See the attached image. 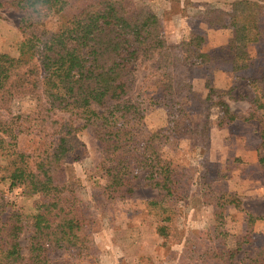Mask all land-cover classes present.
Masks as SVG:
<instances>
[{
	"label": "rangeland",
	"instance_id": "1",
	"mask_svg": "<svg viewBox=\"0 0 264 264\" xmlns=\"http://www.w3.org/2000/svg\"><path fill=\"white\" fill-rule=\"evenodd\" d=\"M86 1L73 0L65 12L44 18L32 30L57 32ZM126 2L131 7L148 6L160 17L167 42L179 49L178 55L193 48L185 46L193 35L205 38L198 47L209 57L205 63L192 65L195 58L181 59L179 66L164 71L156 68L155 60L139 61L136 66L132 98L144 109L145 134H161L154 146L162 162L174 170V195L165 198L154 184L158 179H149V169L139 168L130 177L133 193L109 197L107 177L100 168L103 148L94 132L66 113H44V122L38 98L28 85L16 88L7 107L0 109L6 117L15 118L17 134L14 148L0 150V166L9 164L12 158L6 156L14 149L28 154L50 150L47 147L59 137V124L72 120L80 146L63 164L62 181L73 186L91 219L95 250L87 257L59 252L52 256V264H222V251L236 249L246 235L248 215L264 217V168L259 163L264 156V108L258 107L264 105V1L260 39L248 46V67L240 71H234V51L229 48L232 30L212 28L202 18L206 5L228 10L222 0ZM22 17L18 10L0 8V53L20 56L25 40ZM171 84L182 85L181 91L169 92ZM209 86L214 89L212 96ZM221 101L237 116L236 121L220 125ZM180 121L188 131L177 128ZM1 175L0 224L20 212L29 225L44 196L24 185L10 189ZM223 196L238 198L242 207L222 208ZM153 201H162L165 209L151 206ZM28 225L20 238L26 257ZM162 225L169 228V237L159 234ZM252 236L237 259H247L264 248V220L256 222ZM259 262L264 264V259L260 257Z\"/></svg>",
	"mask_w": 264,
	"mask_h": 264
},
{
	"label": "trees",
	"instance_id": "2",
	"mask_svg": "<svg viewBox=\"0 0 264 264\" xmlns=\"http://www.w3.org/2000/svg\"><path fill=\"white\" fill-rule=\"evenodd\" d=\"M222 1L229 6L228 10L206 5L202 18L212 28L232 30L229 48L234 51V71L244 70L249 61L247 48L261 36L259 18L264 0ZM72 2L9 0L0 3V8L22 12L20 29L25 37L19 57L0 53V109L7 107L16 88L30 86L38 98L44 122L47 120L44 113H66L82 120L84 127L94 132L103 148L100 168L107 177L105 190L109 197L133 193L130 177L139 168L149 169V179H158L155 186L165 192V198L172 197L174 170L162 162L154 146L161 134H145L144 109L132 98L136 66L139 61L155 60L156 68L164 71L179 66L181 59L189 62L195 58L192 65L205 63L209 61L208 55L198 50L205 38L193 35L192 41L183 44V48L184 45L193 48L182 49L184 56L178 55L179 49L167 42L160 17L150 7H131L126 0H87L57 32L32 30L44 18L65 12ZM167 88L169 92L174 89L179 92L182 85L171 84ZM209 90L212 96L214 89L209 86ZM219 105L220 125L238 119L225 102ZM258 107L264 108V105ZM14 119L0 112V150L16 146ZM59 128L57 142L47 147L50 150L28 154L14 149L7 153L6 157L12 158L9 164L0 166L1 180L9 182L10 189L24 185L44 196L29 225L20 212L0 224V264H52V256L59 252L87 257L95 250L91 219L73 186L62 181L63 164L80 146L78 128L72 120L62 122ZM177 128L187 129L181 121ZM262 140L264 145V132ZM259 163L264 168V156ZM150 204L165 209L162 201ZM220 205L240 209L242 202L234 196H223ZM261 220L264 217L248 215L246 235L237 242L236 249L222 251V264H260L264 248L247 259L237 257L243 246L251 243L254 225ZM27 225L31 227V235L26 257L20 238ZM168 229L160 226L159 234L169 237Z\"/></svg>",
	"mask_w": 264,
	"mask_h": 264
}]
</instances>
